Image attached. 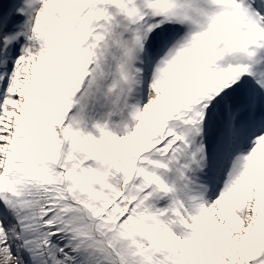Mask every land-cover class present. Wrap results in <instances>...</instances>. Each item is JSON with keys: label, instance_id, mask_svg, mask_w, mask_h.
Masks as SVG:
<instances>
[{"label": "snow or ice", "instance_id": "obj_1", "mask_svg": "<svg viewBox=\"0 0 264 264\" xmlns=\"http://www.w3.org/2000/svg\"><path fill=\"white\" fill-rule=\"evenodd\" d=\"M0 264H264V0H0Z\"/></svg>", "mask_w": 264, "mask_h": 264}]
</instances>
